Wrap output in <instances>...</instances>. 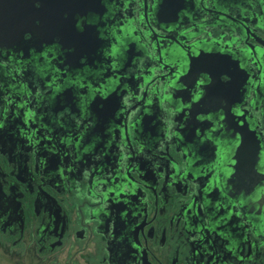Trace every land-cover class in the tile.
I'll use <instances>...</instances> for the list:
<instances>
[{
  "label": "flooded vegetation",
  "instance_id": "flooded-vegetation-1",
  "mask_svg": "<svg viewBox=\"0 0 264 264\" xmlns=\"http://www.w3.org/2000/svg\"><path fill=\"white\" fill-rule=\"evenodd\" d=\"M7 1L0 264H264V0Z\"/></svg>",
  "mask_w": 264,
  "mask_h": 264
},
{
  "label": "water",
  "instance_id": "water-1",
  "mask_svg": "<svg viewBox=\"0 0 264 264\" xmlns=\"http://www.w3.org/2000/svg\"><path fill=\"white\" fill-rule=\"evenodd\" d=\"M43 2H44V9H54L56 6L64 3L65 0H43ZM164 5L166 6L167 2ZM15 6L16 3L13 5V7ZM11 7L12 5L9 4L7 0H0V20L3 17L6 18L7 16L8 17L12 16L13 10ZM44 15H46L45 12Z\"/></svg>",
  "mask_w": 264,
  "mask_h": 264
},
{
  "label": "snow or ice",
  "instance_id": "snow-or-ice-1",
  "mask_svg": "<svg viewBox=\"0 0 264 264\" xmlns=\"http://www.w3.org/2000/svg\"><path fill=\"white\" fill-rule=\"evenodd\" d=\"M96 3H99L101 5L102 4V0H90V4L94 5ZM33 6L36 9H41V8L44 7V2H43V0H33ZM81 15H83V14H81ZM85 19H87V17H85ZM72 28L74 29L75 33H77V34L83 35V34L86 33L85 29L82 27V25L76 23V18H74V22L72 24ZM200 82H201V84L205 83V81L203 79H201ZM197 99H199V97H197Z\"/></svg>",
  "mask_w": 264,
  "mask_h": 264
}]
</instances>
